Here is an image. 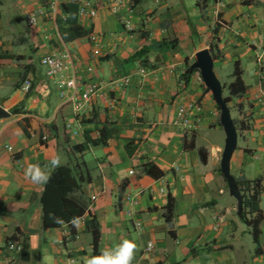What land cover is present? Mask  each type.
Segmentation results:
<instances>
[{
	"label": "crops",
	"instance_id": "obj_1",
	"mask_svg": "<svg viewBox=\"0 0 264 264\" xmlns=\"http://www.w3.org/2000/svg\"><path fill=\"white\" fill-rule=\"evenodd\" d=\"M71 1L89 2L96 16L78 19L81 36L65 42L61 4ZM121 1L113 13L115 0H0V106L10 113L0 119V264H83L92 256V236L85 230L92 216L100 229L99 252L132 239L138 245L133 264H264V0H221L219 9L216 0ZM30 12L37 14L34 26L26 20ZM122 18L132 22V31H124ZM203 49L212 56L216 77L215 65L231 70L232 82L238 62L247 86L227 104L237 130L230 174L261 182L259 254L221 175L223 147L203 139V131L218 128L211 92L199 71L184 81ZM52 53L68 56L63 74H75L79 86L90 81L87 67L94 68L99 94L79 111L69 101L71 91L61 97L39 63ZM140 68L146 75H137ZM123 77L130 83L115 87ZM25 79L31 81L28 93L21 88ZM181 100L203 102L194 131L175 123ZM16 107L20 112L13 114ZM102 125L117 135L106 145L87 143L77 151ZM57 154L61 166L83 161L90 170L91 181L73 194L85 208L79 228L42 229L43 185L24 178L28 164L43 165ZM146 162L163 176L145 175ZM127 195L137 200L131 216ZM15 233L19 253L7 249Z\"/></svg>",
	"mask_w": 264,
	"mask_h": 264
},
{
	"label": "trees",
	"instance_id": "obj_2",
	"mask_svg": "<svg viewBox=\"0 0 264 264\" xmlns=\"http://www.w3.org/2000/svg\"><path fill=\"white\" fill-rule=\"evenodd\" d=\"M78 3L75 1L62 3L61 9L66 14L67 28L59 26L60 34L65 42L72 41L81 36V27L78 25ZM142 49L135 52L130 59L139 56ZM198 70L192 69L188 66L184 73V81L188 83V74L196 72ZM242 70L238 62H235L234 69L231 74L233 81L227 86L228 95L223 97L224 101L228 104L234 96L241 95L247 90L242 77ZM206 91H209L206 88ZM219 110V108L216 106ZM13 114L19 113L20 108L16 107L11 111ZM235 125V124H234ZM98 136L96 138H86L85 142L75 146L77 151H83L87 148V143L91 145H106V143L113 139L117 135V129L107 125H102L98 129ZM193 145L190 144V147ZM128 149V145H125ZM130 152V151H129ZM200 150V156L202 162L205 159ZM143 173L151 179L157 180L163 176V172L152 162H146L142 164ZM91 181L90 170L86 166L85 162L77 161L74 165H64L57 168L53 173L51 180L43 185L42 193L40 196V205L42 210L41 215V227L42 229L57 228L62 224L55 222L56 217H60L64 220V224L72 226L70 223L73 217H83L85 214V208L82 204L73 196L78 192L84 184ZM234 185L242 197V211L240 212V219H242L249 227L252 235L253 242L255 244V253H262L263 250L260 246L261 229L260 225L263 221V214L259 207L261 182L259 179H234ZM172 202V198L169 197L168 205ZM170 208V207H169ZM92 236V256L98 255L99 241H100V229L99 224L92 216L86 223V229ZM10 242H18V233L8 237L7 244Z\"/></svg>",
	"mask_w": 264,
	"mask_h": 264
},
{
	"label": "built area",
	"instance_id": "obj_3",
	"mask_svg": "<svg viewBox=\"0 0 264 264\" xmlns=\"http://www.w3.org/2000/svg\"><path fill=\"white\" fill-rule=\"evenodd\" d=\"M217 9L220 8L222 4L221 0H216ZM122 5L121 0H115V5L111 8L113 13H117L120 6ZM216 10V15L218 14ZM77 16L79 20L82 19H92L96 16L95 7L89 2H84L79 5ZM37 14L35 12L28 13L26 20L28 25L34 26L36 24ZM121 24L125 32H130L133 30L132 22L127 18L121 19ZM90 40L92 42L97 41V37L95 35L90 36ZM67 55H63L60 53H52L45 56H42L39 60L41 66L45 68V74L48 78L53 80L56 88L58 89L60 96L64 98H68V92L71 91V95H69V101L72 102L73 108L75 111L81 110L85 104L89 103L93 98H95L100 91V81L97 80L94 76V68L89 66L86 71L90 75V81L85 83L82 86L80 85L79 78L73 74L71 77L67 78L64 76V71L67 69ZM138 76L146 75V71L144 68H140L137 72ZM130 83V79L128 77L121 78L120 82H115L114 86L119 87L120 85H127ZM184 82L181 81L179 83V87H183ZM22 90L28 93L31 89V81L29 79H25L21 86ZM203 107L197 101H183L181 100L178 103L175 112V123L181 128L183 131H194V119L193 117L196 114L201 113ZM6 148L11 151L12 147L6 146ZM130 175L133 174V171L129 172ZM92 200L95 197L91 198ZM128 210L127 214L131 216L133 214V207L137 204L136 197L126 196ZM134 228L136 231H142V224L140 221L133 222ZM153 246L151 243H148L147 249H151ZM7 249L9 252H20L22 250L21 245L18 242H10L7 244ZM9 259V258H8Z\"/></svg>",
	"mask_w": 264,
	"mask_h": 264
},
{
	"label": "water",
	"instance_id": "obj_4",
	"mask_svg": "<svg viewBox=\"0 0 264 264\" xmlns=\"http://www.w3.org/2000/svg\"><path fill=\"white\" fill-rule=\"evenodd\" d=\"M191 68L199 71L205 87L211 92L213 101L219 108V123L225 135L220 159V172L227 183L230 195L237 202V211L240 216L243 207L242 197L234 185V178L230 174V160L237 145V130L231 118L229 107L224 101L222 84L214 73L213 59L208 49L200 50L195 54V61ZM9 115L10 113L0 106V119Z\"/></svg>",
	"mask_w": 264,
	"mask_h": 264
},
{
	"label": "clouds",
	"instance_id": "obj_5",
	"mask_svg": "<svg viewBox=\"0 0 264 264\" xmlns=\"http://www.w3.org/2000/svg\"><path fill=\"white\" fill-rule=\"evenodd\" d=\"M62 165V157L57 154L41 165L40 163H30L24 169V178L35 185H46L52 177V173ZM57 224H64L60 217L55 218ZM70 223L79 228L80 218L73 217ZM137 243L132 239H123L112 248H104L98 255L86 257L83 264H133Z\"/></svg>",
	"mask_w": 264,
	"mask_h": 264
},
{
	"label": "rangeland",
	"instance_id": "obj_6",
	"mask_svg": "<svg viewBox=\"0 0 264 264\" xmlns=\"http://www.w3.org/2000/svg\"><path fill=\"white\" fill-rule=\"evenodd\" d=\"M215 71L216 73H218V80L220 81V83L222 84V88L223 92L222 94L224 96L228 95V91H227V83H229V81H231V77H229V73H231V70H229V72H226V70H219V68L215 65ZM201 105H203L202 101H198ZM214 102V101H213ZM203 107V106H202ZM213 111L211 112V114L214 116V124L217 125L218 128H213V129H209V130H205L203 131V133L206 132V138L207 140H209L211 143H217L219 145H221L222 147H224V140H225V135L223 132V129L219 123V110L216 108V104L214 103V107H213ZM217 129V131H216ZM202 133V134H203ZM87 158L89 157L88 155L86 156Z\"/></svg>",
	"mask_w": 264,
	"mask_h": 264
}]
</instances>
